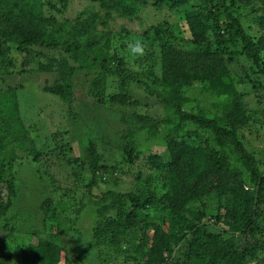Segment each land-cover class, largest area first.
I'll return each instance as SVG.
<instances>
[{
  "label": "trees",
  "instance_id": "1",
  "mask_svg": "<svg viewBox=\"0 0 264 264\" xmlns=\"http://www.w3.org/2000/svg\"><path fill=\"white\" fill-rule=\"evenodd\" d=\"M192 1L102 0V7L106 15L114 11L130 17L139 5L148 2L162 9L164 5L180 8ZM198 2L184 12L182 32L187 36L181 41L168 26L153 27L144 33L159 52V77L155 78L151 71L155 63L148 58L135 57L131 58L134 66L145 63L146 68L150 67L142 73L145 80L130 71L122 79L124 84L130 79L134 84L144 85L161 104L164 115L159 119L134 115L124 122L125 131L119 138L120 165L135 167L142 155V145L162 140L167 160L163 162L157 154L149 155L135 177L147 184L154 173L165 171L169 180L168 189L157 199L150 192L123 194L122 198L129 203L123 214L116 217L118 220L103 218L95 228L97 243L109 241V236H113L110 232L120 228L123 234H134L128 242L132 248L127 249L132 252L126 254L132 261L130 264H166L172 249L182 241L188 245L183 256L185 264H252L255 258L250 246L256 242H244L239 249L235 237L251 235L253 238L258 211L264 209V175L255 156L245 147L240 131L258 122V116H264V107L254 112V116L246 108L237 85L249 83L252 91L264 93V0ZM38 5V0H0V51H8L3 43L15 45L25 54L31 46L49 50L61 48L69 54L76 67L64 60L50 61L53 65L50 71H57L52 86L47 88L52 95L70 97L71 79L82 68L94 69L96 75L126 73L124 59L117 57V53L109 55L100 46L101 41H107V34L92 29L90 23L84 24L87 29L82 32L88 34V39L82 42L74 34L78 33L76 30H70V38L59 41L53 34L40 32L50 21L42 18ZM230 43L239 44L233 48L234 52L229 49ZM237 56L251 62L243 75L237 72ZM152 85L159 90L152 92ZM125 89L127 87L123 91ZM111 99L116 105H125L131 97L120 93ZM6 139L0 130V187L5 182L3 171L8 168L5 164L8 158L4 157L9 151ZM92 145L95 143L85 149L81 159L82 167L91 174L88 188L94 187L99 173L106 170ZM112 167V171H116V167ZM11 183L2 192L6 198L0 197V222L9 211L8 198L14 190V182L13 186ZM204 199L212 200L218 210H222L214 217L221 233L205 232L199 225L202 214H193L192 207L203 205ZM224 199L229 203L222 204ZM48 204L46 200L40 206L43 213L48 210ZM157 204H162L167 214V229L148 222L149 217L144 214ZM225 235L229 238L222 239ZM32 237L35 238L29 240L24 259L36 264L60 263L62 248L34 233ZM8 262L9 257L0 246V264Z\"/></svg>",
  "mask_w": 264,
  "mask_h": 264
},
{
  "label": "rangeland",
  "instance_id": "2",
  "mask_svg": "<svg viewBox=\"0 0 264 264\" xmlns=\"http://www.w3.org/2000/svg\"><path fill=\"white\" fill-rule=\"evenodd\" d=\"M38 2L42 18L50 21L41 27L40 32L53 34L59 41L70 38V30H76L78 35L74 34L82 42L88 39V34L84 35L82 31L90 23L94 27L92 29L107 34V41H101L100 46L109 55L117 53V57L124 59L126 73L121 76L112 72L96 75L94 69H79L71 79L70 97L63 99L47 90L57 75V71H50V61L60 63L64 60L76 67L69 54L61 48L49 50L39 46H31L29 53L25 54L19 52L15 45L1 43L8 51H0V130L7 136L9 151L4 155L8 158L5 163L8 168L3 171L6 183L0 187V197L5 196L2 192L8 188L9 182L12 186L14 182V190L8 198L9 211L0 222V246L9 257L8 264H36L23 258L29 240L35 238H31L34 233L62 248L59 264H130L132 261L126 254L132 252L127 249L132 248L128 242L134 234H123L120 228L116 229L117 233L110 232L113 236H109V241L97 243L95 228L103 218L114 220L123 214L129 205L122 198L123 194L150 192L157 199L168 189L169 180L165 171L154 173L149 178L144 174L148 178L147 184L135 177L149 155L157 154L163 162L167 160L162 140L142 145V155L135 167L120 165L119 138L125 131L124 122L134 115L151 119L164 115L163 107L144 85L134 84L130 79L122 83L129 71L145 80L142 73L150 68H146L145 63L132 64L131 58L135 57L130 54L127 44L134 39L143 41L146 54L141 58L155 63L151 71L158 78L160 55L144 33L153 27L168 26L174 37L181 41L187 36L182 32L185 28L184 12L199 2L193 0L180 8L164 5L162 9L148 2L139 5L130 17L114 11L106 15L102 0ZM238 45L230 43L229 49L234 52L233 48ZM236 61L239 75L251 66L250 60L244 56H237ZM125 87L127 89L123 91ZM151 89L152 92L159 90L153 85ZM237 89L253 115L261 111L264 107L262 91L255 93L249 83L239 84ZM120 93H127L131 100L125 105H116L111 96ZM240 134L264 175V116H258V122L245 127ZM91 143H95L92 146L101 156L106 170L99 173L96 185L88 188L91 174L82 167L81 159ZM112 166L116 171H112ZM46 200L49 208L43 213L40 206ZM228 203L227 199L222 201V204ZM162 207V204H157L146 209L144 214L149 217L148 222L167 229V214ZM192 212L194 215L202 214L199 225L205 232L221 233L214 217L222 210H218L215 202L204 199V204L193 206ZM258 214L253 238L251 235L235 237L239 249L245 245L244 242H256L250 246V250L255 252L252 264H264V209ZM227 238L229 236H222V239ZM187 248L186 242H180L172 249L166 264H185L183 256Z\"/></svg>",
  "mask_w": 264,
  "mask_h": 264
},
{
  "label": "clouds",
  "instance_id": "3",
  "mask_svg": "<svg viewBox=\"0 0 264 264\" xmlns=\"http://www.w3.org/2000/svg\"><path fill=\"white\" fill-rule=\"evenodd\" d=\"M127 48L133 57H142L146 54V45L140 39L129 42Z\"/></svg>",
  "mask_w": 264,
  "mask_h": 264
}]
</instances>
